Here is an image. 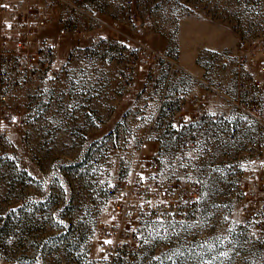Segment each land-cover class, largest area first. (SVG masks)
<instances>
[{
	"label": "rangeland",
	"instance_id": "1",
	"mask_svg": "<svg viewBox=\"0 0 264 264\" xmlns=\"http://www.w3.org/2000/svg\"><path fill=\"white\" fill-rule=\"evenodd\" d=\"M64 11L75 19L98 18L120 41L129 35L172 56L196 75L191 79L187 74L195 93L204 91L208 82L231 97L240 94L235 79L239 42L257 39L255 49L264 57V0H67ZM115 22L119 31L112 28ZM143 23L151 27L143 28ZM47 30L53 40L65 42L60 59H68L73 45L89 43L87 33L61 36L56 23L40 30L42 40L48 39ZM98 59L109 60L119 79L133 77L125 47L115 54L103 51ZM135 71L139 81L141 73L137 67ZM67 74L75 77V69L68 68ZM45 92L43 81L24 88L10 102L21 125L0 123V136L14 144L9 149L0 142V264H264V190L250 194L255 167L248 150V116L224 101L225 166L239 158L243 183L228 198L221 186L225 166L218 146L190 172L171 159L169 148L152 142L140 147L141 139L149 141L162 131L158 120L149 128L152 117L139 111L129 113L131 122L122 117L111 130L102 131L97 146H88L77 139L87 132L75 122L62 132L47 130ZM135 92L134 109L144 106ZM166 122L171 123L167 117ZM52 133L65 139L51 140ZM151 160L158 169L146 179L180 176L200 181L197 221L142 222L121 215L111 196L121 185L123 168ZM125 197L119 191L116 198L124 203ZM100 222L122 231L106 238Z\"/></svg>",
	"mask_w": 264,
	"mask_h": 264
},
{
	"label": "built area",
	"instance_id": "2",
	"mask_svg": "<svg viewBox=\"0 0 264 264\" xmlns=\"http://www.w3.org/2000/svg\"><path fill=\"white\" fill-rule=\"evenodd\" d=\"M67 0H0V123L20 126L22 118L10 104L21 91L36 82L50 80L61 73L58 65L60 43L58 40H36L42 28L56 23L61 36H80L102 26L101 20L92 18L80 20L62 15ZM143 28L151 24L143 23ZM119 23L112 26L119 31ZM257 39L241 41L237 45L235 79L240 94L229 96L218 86L204 82L205 90L197 93L182 92L172 96L171 87L189 74L178 60L160 53L147 44L126 35L119 38L97 36L85 46L73 45L69 49L67 61L81 56L94 62L103 51L118 52L120 47L130 54L129 73L131 79L121 83L124 91H148L150 98L166 108V134L160 141L161 148H169L171 159L179 165L190 162L201 163L210 155L209 143L205 140V129L212 124L223 123L228 116L224 101L251 120L248 138L249 155L254 163L255 187L252 196L264 190V57L256 51ZM264 50V44L261 46ZM141 65L144 71L135 78V67ZM163 119L158 115L156 121ZM146 139L139 142L142 149ZM0 142L7 148L13 142L0 136ZM164 143V144H163ZM192 154V155H191ZM227 152L220 155L222 165H227ZM241 160L232 159L230 166L224 167L221 186L226 197L232 198L243 187L241 181ZM158 169V163L151 160L147 164L123 168V179L111 200L124 218L136 216L142 222L161 220L165 222H195L200 215L201 183L190 177L175 176L162 179H146V175ZM125 194V201H118L117 194ZM140 199L135 203V199ZM252 207L258 203L253 201ZM104 237L119 234L122 228L99 223ZM254 228L255 226L252 225ZM108 249L110 243H106Z\"/></svg>",
	"mask_w": 264,
	"mask_h": 264
},
{
	"label": "crops",
	"instance_id": "3",
	"mask_svg": "<svg viewBox=\"0 0 264 264\" xmlns=\"http://www.w3.org/2000/svg\"><path fill=\"white\" fill-rule=\"evenodd\" d=\"M62 15H66L65 11ZM51 32L47 30L45 33L48 34L49 40H53ZM43 34L44 32H37V42L42 40ZM99 35L106 38L115 37L113 32L102 26L89 31L86 34V41L90 43L92 39ZM64 43L61 42L60 44V54L64 51ZM58 65L61 73L57 77L43 81L46 87L44 114L47 130L62 132L66 130L68 124L75 122L81 126L83 131L87 132V134H82V137L77 139L83 141L88 146L95 147L101 140L102 131L111 130L122 117L131 122L129 113L132 114V111H139L140 115L152 117V119L150 118L152 121L148 125L149 128L155 125L158 115L163 116V119L159 120L161 134H158L154 139L146 141L145 145L147 148L148 144L152 142L153 144L156 143V146L159 147L160 141L167 130L165 119L166 108L151 99L148 91L134 90L139 91L135 92V94L139 95V99L144 101V106L134 109L133 103L136 98L132 96V91H124L120 87L123 80L122 78L119 79L111 71L110 67H112V63L109 60L98 59L94 62H89L82 58L72 61L59 58ZM136 67L140 73L144 71L143 66L138 64ZM68 68L75 69V77L67 74ZM191 75L193 76L191 79L196 78V75ZM72 79H76V81L74 82ZM192 86L190 77L188 75L184 76L171 87V94L174 96L185 91L195 93ZM50 139L57 141L65 138L64 136L52 133ZM227 139L228 126L226 124H212L206 127L205 140L209 143L210 154L213 152V147L216 146L220 148V155L226 152L225 144ZM194 166L196 164L190 162L187 168L192 172L191 169Z\"/></svg>",
	"mask_w": 264,
	"mask_h": 264
},
{
	"label": "snow or ice",
	"instance_id": "4",
	"mask_svg": "<svg viewBox=\"0 0 264 264\" xmlns=\"http://www.w3.org/2000/svg\"><path fill=\"white\" fill-rule=\"evenodd\" d=\"M106 243H111L110 241H106Z\"/></svg>",
	"mask_w": 264,
	"mask_h": 264
}]
</instances>
